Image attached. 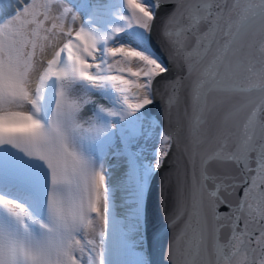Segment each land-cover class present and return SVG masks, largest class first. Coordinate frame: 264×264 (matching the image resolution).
I'll return each instance as SVG.
<instances>
[{
  "label": "snow or ice",
  "instance_id": "1",
  "mask_svg": "<svg viewBox=\"0 0 264 264\" xmlns=\"http://www.w3.org/2000/svg\"><path fill=\"white\" fill-rule=\"evenodd\" d=\"M173 147L160 264H264V0H0V264H154Z\"/></svg>",
  "mask_w": 264,
  "mask_h": 264
},
{
  "label": "water",
  "instance_id": "2",
  "mask_svg": "<svg viewBox=\"0 0 264 264\" xmlns=\"http://www.w3.org/2000/svg\"><path fill=\"white\" fill-rule=\"evenodd\" d=\"M169 7L170 6H162L157 11V20L155 22V26L152 32V43L154 47L157 46V36H158V30L160 26V20L169 11ZM168 75L172 76L174 75V73H169ZM150 110H151V115L160 121V127L163 128L165 125V118L161 110V103H160L159 96L156 97L155 105L150 106ZM141 142L143 143V141ZM152 144L153 142H149L148 151L145 153V158L147 160L152 159V156H151ZM178 155L179 153L176 151L175 147H173V150L170 152L169 156L165 158L163 168L158 173L154 174V177L151 181V193L147 196V199H146L148 236H149L150 243L154 244V247L152 249V257H153L154 264H160V262L162 261L163 259L162 253H163L164 248L166 247L167 239L170 234L166 226L165 212H164V208L159 199L158 189H159L161 177H163L165 174H167L171 170V168L173 167L174 161L176 160ZM114 158H115V161L116 160L118 161L109 163L107 165V168L109 171V178L111 177L112 179L115 180V176H114V173L116 172L115 165L117 166L120 165L121 168L124 169V172L126 169H125V163H124L123 158L116 157V156ZM111 166H114V167L112 168ZM110 182L111 181L109 180V183ZM170 207H171V202L169 201V209ZM226 210L227 209L224 207L221 208V211H226Z\"/></svg>",
  "mask_w": 264,
  "mask_h": 264
},
{
  "label": "bare ground",
  "instance_id": "3",
  "mask_svg": "<svg viewBox=\"0 0 264 264\" xmlns=\"http://www.w3.org/2000/svg\"><path fill=\"white\" fill-rule=\"evenodd\" d=\"M115 169H116V172L114 173L115 180L112 179L111 177L109 178V180L111 181L109 184L114 191V213L118 220H124L127 215V205L125 204L126 192L121 188V181L124 179L125 172L120 165L118 166L115 165ZM113 259L116 261L128 259V257L124 254L120 246L119 240H117L113 246Z\"/></svg>",
  "mask_w": 264,
  "mask_h": 264
}]
</instances>
